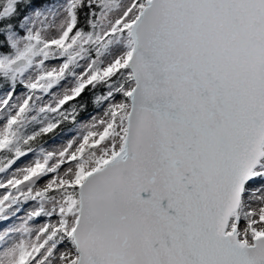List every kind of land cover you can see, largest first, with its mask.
I'll return each mask as SVG.
<instances>
[{
	"label": "snow or ice",
	"instance_id": "1",
	"mask_svg": "<svg viewBox=\"0 0 264 264\" xmlns=\"http://www.w3.org/2000/svg\"><path fill=\"white\" fill-rule=\"evenodd\" d=\"M0 264H264V0H0Z\"/></svg>",
	"mask_w": 264,
	"mask_h": 264
},
{
	"label": "rangeland",
	"instance_id": "2",
	"mask_svg": "<svg viewBox=\"0 0 264 264\" xmlns=\"http://www.w3.org/2000/svg\"><path fill=\"white\" fill-rule=\"evenodd\" d=\"M69 137H63L62 139H58L55 141V145H53L52 143L49 144V147H52V146H59L63 141H65L66 139H68ZM30 159V157L28 159H25V160H21L17 165L16 167H22L24 166L25 164L28 163V160Z\"/></svg>",
	"mask_w": 264,
	"mask_h": 264
},
{
	"label": "trees",
	"instance_id": "3",
	"mask_svg": "<svg viewBox=\"0 0 264 264\" xmlns=\"http://www.w3.org/2000/svg\"><path fill=\"white\" fill-rule=\"evenodd\" d=\"M47 139V138H46Z\"/></svg>",
	"mask_w": 264,
	"mask_h": 264
}]
</instances>
